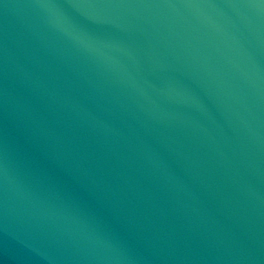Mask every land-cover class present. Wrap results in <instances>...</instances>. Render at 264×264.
<instances>
[{
  "label": "water",
  "instance_id": "95a60500",
  "mask_svg": "<svg viewBox=\"0 0 264 264\" xmlns=\"http://www.w3.org/2000/svg\"><path fill=\"white\" fill-rule=\"evenodd\" d=\"M0 264H264V0H0Z\"/></svg>",
  "mask_w": 264,
  "mask_h": 264
}]
</instances>
